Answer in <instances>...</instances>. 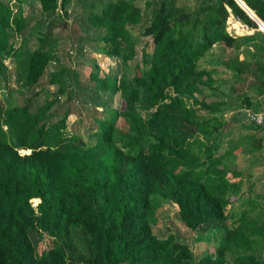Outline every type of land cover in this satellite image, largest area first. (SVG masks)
<instances>
[{
	"label": "trees",
	"instance_id": "1",
	"mask_svg": "<svg viewBox=\"0 0 264 264\" xmlns=\"http://www.w3.org/2000/svg\"><path fill=\"white\" fill-rule=\"evenodd\" d=\"M239 1L264 25V0ZM179 2L144 1L153 9L140 35L150 39L151 49L141 48L131 76L135 44L129 29L141 22L134 0H110L87 16L88 26L103 31V55L118 57L122 68L118 79L87 71L92 85L77 87H89L97 99L93 107L101 96L115 94L122 105L93 119V145L66 129V114L50 121L54 100L33 113L26 104L0 105V264H226L232 253L231 264H264L263 215L243 212L228 228L224 212L230 204L226 193L238 197L244 189L242 173L231 162L243 146L249 154L260 149L253 135L262 126L250 121L245 129L251 134L223 141L226 97L204 98L202 88H218L216 71L198 64L218 49L214 63L228 75L237 109L256 113L247 92L264 94V35L234 0H194L191 9ZM69 3L38 0L39 13L50 18ZM229 14L237 20H228L232 29L238 32L240 22L252 33L229 35ZM26 27L20 4L13 11L0 0V75L7 72L6 60L15 62L19 91L38 83L57 52L55 40L36 35L38 46L18 61L16 37ZM57 74H50V83ZM118 118L122 130L115 128ZM256 197L247 201L250 213ZM157 201L171 204L187 230L219 233L213 255L205 251L193 261L188 246L172 235L152 234ZM260 207L264 211V200ZM43 236L49 240L45 248L39 246Z\"/></svg>",
	"mask_w": 264,
	"mask_h": 264
},
{
	"label": "rangeland",
	"instance_id": "2",
	"mask_svg": "<svg viewBox=\"0 0 264 264\" xmlns=\"http://www.w3.org/2000/svg\"><path fill=\"white\" fill-rule=\"evenodd\" d=\"M3 1H8L13 11L17 3L20 4L22 16L28 27L20 36L16 37L18 49L16 59H19L18 61H22L23 54L26 50L34 49L38 46L37 40L35 41L33 39L36 35L39 37L47 34L50 38H55L57 52L56 61L47 64L38 83L25 91L15 90L16 86L13 82V75L14 72L20 69L19 66L17 68V65L15 62H12V60H6L4 65L7 68V72L0 75V105L3 107L1 103L4 100H6L4 104L8 105L11 97L15 100L12 104L10 103L12 106L16 105L17 102L22 103L25 100H31L30 103L32 102V106L34 107L33 112H35L37 108L42 106L45 102L54 100L50 121H57L63 114H66V118L69 114H72V120L68 118L71 121H66L65 118L66 129L75 133L76 136L84 142L85 146L93 145L96 128L92 119L95 118L96 114L99 116L100 112L95 110L91 105V101H96L97 99L93 100L94 97H90L86 88L84 93H76L75 89L85 82H89V85H92V82L84 76L87 71H97L100 77H103V73L104 75L115 77L116 79H118L122 73L120 59L118 57H105L103 55L105 45L99 39L103 31L88 26L86 20L91 11H97L100 4L103 5L110 0H103L100 4H98L97 0H70V3L65 7L64 13L58 11L50 18L44 17L37 11L38 0H15L16 3H14L13 0ZM144 1L149 0H134V5L141 12V22L137 26L129 29L131 38L135 44V54L133 61L127 69L128 76L132 75V66L134 64H140L141 48H143L146 53L151 49L150 39L140 35L142 27L149 21L153 9H146L144 7ZM90 4H95V6L90 7ZM179 4L185 5L188 9H191L192 6L196 5V2H194V0H180ZM225 25L226 32L231 36L247 35L244 33L246 31L245 28L241 27L240 23H236V28L239 30V33L231 28L228 21H225ZM219 53L220 51L218 49L213 48L212 52L210 50L206 53L204 58L199 60L198 64L202 68L214 69L216 71L214 79L216 80L218 89L225 90L229 77L214 63ZM224 53L227 54L228 51L225 50ZM51 73H58L54 78L56 81L53 83L49 82ZM59 83L63 88L61 93L57 92V85ZM37 92L40 95H34V93ZM202 93L207 101L216 99V96L211 97L213 92L206 88H202ZM7 99L9 101H7ZM106 101H109L107 103L115 109H120L122 107L116 94L107 98ZM226 102L232 106L236 105V100L228 96L226 97ZM227 113L228 111L224 112L221 120L224 125L222 131L223 141L227 140L228 137L239 139L240 136L247 133L245 127L250 123L249 118L246 116V113L243 114V112L237 111L236 107L233 109V113L229 114V117L234 116V121H227ZM123 127L122 119L120 118L119 121H116L115 128L117 130H122ZM223 148L224 146H222L221 150ZM243 152H245L244 146L242 154ZM19 153L23 154L22 151H19ZM243 156L245 155L239 153L231 162L232 166H235L236 169H243L246 165ZM263 181L264 180H262L259 187L254 188L253 194L257 195V206L252 213H250L247 207V194L245 192L240 193L236 198L232 197V191L226 193L227 198L230 200V204L226 205L224 210L228 220V222H226L228 228L231 226L229 223L235 221L243 212L249 213L250 215L257 213L260 217H262V215L264 217V211L262 210L261 212L262 207H260V204L264 200ZM30 203L32 207H35L37 204V202L33 203L32 201ZM155 204L153 209L155 222L150 226L152 234L159 239L167 235H172L176 241L188 246L192 253L193 261H196L205 251L213 255L217 243L216 237L219 233L213 235L210 233L189 231L182 226L171 204L163 201H157ZM39 244L41 248H45V246L49 244L48 238L43 236ZM232 254L234 255V253ZM232 254L226 256V264H231ZM261 258L264 260V251L262 252Z\"/></svg>",
	"mask_w": 264,
	"mask_h": 264
},
{
	"label": "crops",
	"instance_id": "3",
	"mask_svg": "<svg viewBox=\"0 0 264 264\" xmlns=\"http://www.w3.org/2000/svg\"><path fill=\"white\" fill-rule=\"evenodd\" d=\"M37 11L39 12V6H38ZM228 20L237 21L230 14L228 15L226 21H228ZM241 27H244L245 28V30H246L244 32L245 34L249 35V34L252 33L251 30H248V28L245 27V26H243L242 24H241ZM27 28L28 27H26V29ZM102 35H103V32H102ZM102 35L99 37V39L102 37ZM33 39L36 41V37L35 38L33 37ZM51 39L52 40H55V38H53V37ZM239 58L241 59V57H239ZM87 89H89V87ZM228 90L229 89H227V88L225 90L224 89H220L219 90L218 88L216 89V91L215 90H210V91L213 92V95L211 97L216 96V98H217L222 93V94H225V97L228 96V97L236 100V105H234V106L229 105L227 103V108H228L227 109V111H228V113H227L228 114L227 121H229V120L230 121H234L235 120L234 116L229 117V114H232L233 113V109L235 107H236V110L237 111L243 112V114L246 113V116L249 118V115L250 114H248V113H250V112L247 109H237V106L239 105V99L237 97H235L234 95L230 94ZM75 92L76 93H84L85 91H84L83 88H76L75 89ZM247 93H248V96L251 98V101H252L253 105H255L258 108V111L256 113H251V115L259 116L260 119H261V121H260L259 124L262 126L261 131L260 132H257L255 135H253L254 136V140L256 142L255 145H257V143L259 141L260 149L256 150L252 154H249L246 151L243 152V154H242L241 151L239 152L241 155H245V156H243V159L246 161V165H245V167L243 169H237V170H239L242 173V183H241V186L244 187V189L243 188L240 189V193L245 192L247 194V201H248L249 197L250 198L252 196L254 197V194H253L254 188L255 187H259L260 184H261V182H262V180H264V94H262V96H254V94H255V90L254 89H251ZM38 95H40V94H38ZM117 97H118V95H117ZM102 99L103 100L100 101V102H98L97 105H94L95 110H98V112H100L99 113V116H97V114H96L95 115V118H94L95 120H98V121H100V120L103 119L104 113H105V111H106L107 108L115 109V108L111 107V105L109 103H107L109 101H106L107 98L105 96H103ZM7 101H9V100L7 99ZM13 101H15V100L12 99V97H11V100L8 102L9 105H10V103H13ZM30 101L31 100H29V101L25 100L22 103L21 102L20 103L17 102V104L16 105H13V106L14 107H19V106H22V105H25L26 104L27 107H28V111L31 112V113H33V110H34L33 108L34 107L32 106V102L30 103ZM118 101H119V97H118ZM2 103L4 104V101H2ZM4 106H5V104H4ZM68 118H71V120H72L73 115L72 114H69L67 116V118H66V121H71ZM119 119L120 118H118L116 121H119ZM74 120H76V119H74ZM92 121H93V119H92ZM246 134L249 135V134H251V132H247ZM242 151H243V148H242ZM239 153H236L235 154L234 159L236 158V156Z\"/></svg>",
	"mask_w": 264,
	"mask_h": 264
},
{
	"label": "water",
	"instance_id": "4",
	"mask_svg": "<svg viewBox=\"0 0 264 264\" xmlns=\"http://www.w3.org/2000/svg\"><path fill=\"white\" fill-rule=\"evenodd\" d=\"M236 5L245 12V14L256 24L257 30L260 31L264 35V25L259 22L254 15L244 6V4L239 0H234ZM263 32H262V31Z\"/></svg>",
	"mask_w": 264,
	"mask_h": 264
},
{
	"label": "built area",
	"instance_id": "5",
	"mask_svg": "<svg viewBox=\"0 0 264 264\" xmlns=\"http://www.w3.org/2000/svg\"><path fill=\"white\" fill-rule=\"evenodd\" d=\"M249 121H254L256 124H259L261 119L259 116L249 115Z\"/></svg>",
	"mask_w": 264,
	"mask_h": 264
}]
</instances>
